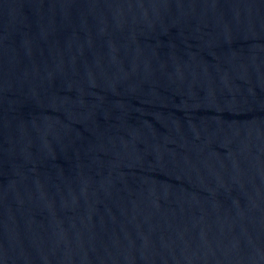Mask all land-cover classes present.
<instances>
[{"label":"water","instance_id":"obj_1","mask_svg":"<svg viewBox=\"0 0 264 264\" xmlns=\"http://www.w3.org/2000/svg\"><path fill=\"white\" fill-rule=\"evenodd\" d=\"M0 264H264V0H0Z\"/></svg>","mask_w":264,"mask_h":264}]
</instances>
